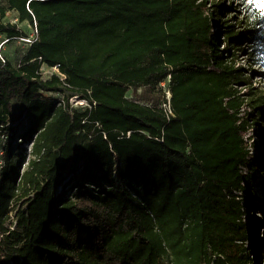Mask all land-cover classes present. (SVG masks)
<instances>
[{"label":"trees","instance_id":"1","mask_svg":"<svg viewBox=\"0 0 264 264\" xmlns=\"http://www.w3.org/2000/svg\"><path fill=\"white\" fill-rule=\"evenodd\" d=\"M226 9L0 4L5 42L28 36L9 11L36 30L16 65L0 59V264H259L264 234L244 244L258 235L245 134L264 122V95L235 61L242 42L264 58V10L236 29ZM43 65L58 71L43 78Z\"/></svg>","mask_w":264,"mask_h":264},{"label":"rangeland","instance_id":"2","mask_svg":"<svg viewBox=\"0 0 264 264\" xmlns=\"http://www.w3.org/2000/svg\"><path fill=\"white\" fill-rule=\"evenodd\" d=\"M215 2L220 3V5L225 4L229 6L230 9H226L224 12H222V19H228L229 23H234L236 29H243L242 27H239V20L245 18L251 13H262L264 10V0H215ZM2 3H5V0H0V4ZM16 16L17 15L15 12L9 11L6 13L4 21L6 23L14 24L27 35L33 34L34 26L30 25L27 21H18ZM220 30V27L213 28V32H218L219 36ZM5 38L6 37L4 34H0V53L4 54V56L9 61L16 65L19 62L21 55L25 51V45L17 39H12L3 43ZM247 45L248 43L246 42L241 43L240 47L242 50H238L237 52V60L235 61L236 66L241 67L242 72L250 78V86H252L253 91L256 94L264 95V58H261L260 60H255V58L252 57L249 58ZM51 71L52 70L49 71L46 68L42 69L41 72L43 78L49 77ZM246 86L247 84L243 83L237 86V90L241 96L245 97V95H247L244 94L246 93ZM131 95L133 94H128L129 97H131ZM55 96L58 97V95ZM168 96L169 93H167V97ZM69 103L74 107H84L87 105L84 100H81L77 96L70 97ZM243 109L248 113L252 111V109L249 108V104H246ZM2 133L5 134L4 131ZM245 139L248 140V149L252 155V158L256 161L255 168L252 170L253 180L251 184L254 196L253 204L255 207L249 212L250 215L254 217L252 220L249 215L245 217V221L247 225H250L253 222L258 224V235L257 237L255 235H249L251 239L244 243L245 246L249 247V244H253V240L257 239L258 237L262 238L264 234V122H259V124L256 126L250 125V128L245 134ZM251 143H255V145H252ZM258 145L261 146L260 150L257 147ZM24 164L25 162L22 163V167ZM249 251L250 250H248L249 256L252 259V255H250ZM255 262L256 261H254V263ZM251 264H253V259ZM259 264H264V251L263 256L260 257Z\"/></svg>","mask_w":264,"mask_h":264},{"label":"built area","instance_id":"3","mask_svg":"<svg viewBox=\"0 0 264 264\" xmlns=\"http://www.w3.org/2000/svg\"><path fill=\"white\" fill-rule=\"evenodd\" d=\"M35 37H36V30L34 29L33 34H30V35L25 36V37H19L18 40L21 41L24 44H29V43H31L35 39ZM0 47H1V45H0ZM0 59H2V54L1 53H0ZM44 68H46L49 71L52 70L50 74L55 73V72L58 71L57 70V65H55L53 67H48L46 65H43L41 67V71ZM0 137H1V140L3 141V140H5V138L7 137V135L6 134H3L2 133V130H0ZM3 165H4L3 150L1 148V142H0V170L3 167ZM15 212H16V209H11L10 212H9V219H8V222L6 224H7V226L10 229H13L15 227V224H16Z\"/></svg>","mask_w":264,"mask_h":264}]
</instances>
